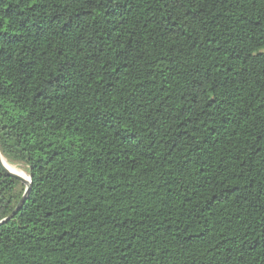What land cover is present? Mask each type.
Listing matches in <instances>:
<instances>
[{"label":"trees","instance_id":"trees-1","mask_svg":"<svg viewBox=\"0 0 264 264\" xmlns=\"http://www.w3.org/2000/svg\"><path fill=\"white\" fill-rule=\"evenodd\" d=\"M0 154V264H264V0H0Z\"/></svg>","mask_w":264,"mask_h":264},{"label":"water","instance_id":"water-1","mask_svg":"<svg viewBox=\"0 0 264 264\" xmlns=\"http://www.w3.org/2000/svg\"><path fill=\"white\" fill-rule=\"evenodd\" d=\"M1 159H2V156L0 154V168L2 169V171L4 173H6L9 177H12L15 180H17L24 187V193H23V196L21 197L19 203L17 204L15 209L12 211V213L8 217H6L2 221H0V226L3 225V224L8 223L9 221H11L17 215V213L21 210L23 204L26 201V198H27V195H28V193L30 191V186H31V177L30 176H27L28 177V181H24L19 175H11V174H9L4 169L3 164L1 162Z\"/></svg>","mask_w":264,"mask_h":264},{"label":"bare ground","instance_id":"bare-ground-1","mask_svg":"<svg viewBox=\"0 0 264 264\" xmlns=\"http://www.w3.org/2000/svg\"><path fill=\"white\" fill-rule=\"evenodd\" d=\"M4 169L11 175H19L24 181H28L26 173L8 164L6 160L1 159ZM18 167V166H17ZM21 168V167H19Z\"/></svg>","mask_w":264,"mask_h":264},{"label":"rangeland","instance_id":"rangeland-1","mask_svg":"<svg viewBox=\"0 0 264 264\" xmlns=\"http://www.w3.org/2000/svg\"><path fill=\"white\" fill-rule=\"evenodd\" d=\"M3 158V157H2ZM4 159V158H3ZM5 160V159H4ZM9 164V163H8ZM10 165V164H9ZM12 166V165H11ZM13 167H15V166H13ZM17 168V167H16ZM19 169V168H18ZM21 169V168H20ZM22 170V169H21ZM24 171V170H23ZM25 172V171H24ZM26 173V172H25ZM26 175H27V173H26ZM28 176V175H27Z\"/></svg>","mask_w":264,"mask_h":264}]
</instances>
